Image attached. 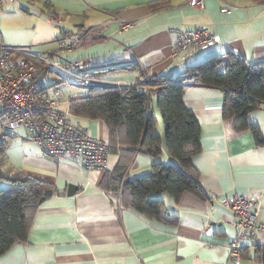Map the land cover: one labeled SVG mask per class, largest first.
I'll list each match as a JSON object with an SVG mask.
<instances>
[{"label":"crops","instance_id":"obj_1","mask_svg":"<svg viewBox=\"0 0 264 264\" xmlns=\"http://www.w3.org/2000/svg\"><path fill=\"white\" fill-rule=\"evenodd\" d=\"M34 1L42 5L44 14L60 16L69 31L100 27L105 37L76 49L72 60H91V70H115L99 76L107 86H130L145 76L179 79L188 66L225 52L249 64L264 61V3L253 0H203L204 8L199 10L187 4L188 0H168L156 9L151 8L152 0ZM226 6L231 8L228 14L220 10ZM35 16L40 29L52 30L53 24L44 16ZM115 18L133 25L118 35ZM108 20L113 22L105 27ZM198 26L217 34L220 44L174 56L173 31ZM120 43L129 51H124ZM48 50L41 52L55 58V49ZM184 85L182 102L200 128V151L193 156L192 164L204 200L189 193L181 194L178 200L155 194L153 198L163 201L170 223L144 218L125 207L119 217L117 196L105 194L100 187L103 172L79 169L73 162L53 161L41 155L32 142L11 135L6 152L0 153V172L4 176L19 172L48 182L53 192L37 207L27 241L15 243L1 254L0 264H234L228 260V242L236 235L235 218L221 202L234 194L257 193L256 221L264 223V105L248 112L247 129L237 130L234 116L223 117L221 90L188 82ZM59 101L60 112L67 114L61 94ZM154 112L161 138L158 160L172 164L160 112ZM250 127L257 130L260 143ZM104 128L100 120L85 124L88 135L98 140H105ZM10 146L19 158V168L8 175L2 167ZM118 158L119 152L108 156L107 171L115 169ZM154 161L148 155L135 154L128 177L148 173ZM0 179L3 190L7 183ZM240 245L246 251L239 264H264L255 258V247L264 248V231L254 240H241Z\"/></svg>","mask_w":264,"mask_h":264},{"label":"trees","instance_id":"obj_2","mask_svg":"<svg viewBox=\"0 0 264 264\" xmlns=\"http://www.w3.org/2000/svg\"><path fill=\"white\" fill-rule=\"evenodd\" d=\"M253 1L264 3V0ZM153 2L151 8L156 9L165 6L168 0ZM111 71L115 70H91L90 74L100 76ZM185 82L221 90L223 117L234 116L237 130L247 129L248 112L264 105V61L249 64L231 52L188 66L179 79L152 76L146 78L149 88L141 86L145 82L138 80L126 87L88 89L87 96L67 102L71 116L100 120L105 127L108 154L119 152L115 169L102 171L100 187L111 192L121 190V205L147 219L172 222L166 216L163 201L153 198L152 194H168L174 200L183 193L200 200L206 198L192 164L193 156L200 151V128L193 113L182 102ZM147 97L155 100L160 112L165 148L173 159L172 164L158 160L161 138L157 132V119L153 112L146 110ZM250 129L255 141L260 143L257 130ZM0 135V153H3L13 136ZM135 154L148 155L155 161L148 173L129 178L128 169ZM0 176L7 183V187L0 190L1 255L13 244L27 241L35 211L52 194L53 187L48 182L19 172L10 176L0 172ZM245 251L242 247L241 257ZM255 251V258L264 263V248L256 246Z\"/></svg>","mask_w":264,"mask_h":264},{"label":"built area","instance_id":"obj_3","mask_svg":"<svg viewBox=\"0 0 264 264\" xmlns=\"http://www.w3.org/2000/svg\"><path fill=\"white\" fill-rule=\"evenodd\" d=\"M187 4L198 10L204 8L203 0H188ZM220 10L227 14L231 12L228 6ZM46 22L55 24L58 29L56 46L64 51H72L80 42L96 35L97 31L94 26L69 31L61 25V20L52 16H48ZM112 22L108 20L105 25ZM114 22L120 33L132 25V22H122L118 18ZM173 37L174 56L220 42L218 35L206 27H181L174 31ZM90 65L89 61L83 59L61 63L50 54L31 47L4 45L0 38V130L32 142L41 155L53 161L73 162L79 169L105 170L107 145L70 123L66 114L58 108L60 86L90 88L98 85L94 78L88 76ZM104 193L117 196L116 212L123 209L121 190ZM259 199L257 193L234 194L221 202L235 218L233 225L236 235L228 242V260L234 264H239L242 259L240 241L254 240L259 232L264 231V223L256 221Z\"/></svg>","mask_w":264,"mask_h":264},{"label":"rangeland","instance_id":"obj_4","mask_svg":"<svg viewBox=\"0 0 264 264\" xmlns=\"http://www.w3.org/2000/svg\"><path fill=\"white\" fill-rule=\"evenodd\" d=\"M157 1H160V0H157ZM42 11H43L42 5L38 2H35V1L31 2L29 0H0V34H1L2 39H3L2 43L4 45H7V46L31 47L32 49L40 51V52L41 51L48 52L49 51L48 49L52 48V49H55L54 50L55 51V53H54L55 58H53L52 55H51V57L58 62L65 63L68 61H73L72 58L75 54L74 51L76 49H78L79 47H81L87 43H90L93 39L94 40H98V39L101 40L103 37H105L103 32L100 31V27L94 26L97 29L96 35L90 36L88 39L80 42V44L75 49H73L72 51L58 50L57 46H56V40H55L56 39L55 37H57V36H55V37L53 36L54 34L58 35V33H57L58 29L55 27V24L53 23L54 26L53 25L50 26L53 31L51 29H40V27H38V24L35 21L36 20L35 15L40 14V16H41L40 18H42L44 16L45 19H47L48 16H52L57 20H61V25H63V20L61 19L60 16H58L56 14H51V13H47V14L45 13L44 14ZM44 18H43V20H44ZM79 20H82V19H79ZM132 25H133V23H132ZM104 26L106 27L107 25L104 24ZM198 27H206V26H198ZM88 28H90V27H88ZM206 28H208V27H206ZM79 29H81V28H79ZM174 31H173V35H174ZM116 33L118 35L122 34L118 31H116ZM173 39H174V37H173ZM219 44H220V42H219ZM215 45H218V44H213L210 46H215ZM120 46L124 51H129V48H127L126 46H125L126 49H124L122 47L123 46L122 43H120ZM210 46H205V47H210ZM173 47H174V41H173ZM200 48H204V47H200ZM200 48H194V49H200ZM186 53L187 52H185L181 55H185ZM181 55H178V56H181ZM83 60H87L91 63V60H89V59H83ZM88 73H89L88 76L94 78L98 82V85L90 87V88H76V87H72V86L62 85V86H60V94L62 97V102L64 101L67 103L70 99L87 96L88 89H95V88L107 86V82L105 80H103L99 76H94V75L90 74V72H88ZM146 78L147 77L145 76V77H143V79H141L142 82H145V83H142L141 86H144L145 88H149L148 83H146ZM109 86H114V85H109ZM155 107L156 106L153 105V100L147 97V107H146L147 112H153V109H157ZM65 112L67 113L66 115H67V118H68L70 123L77 125L83 131H85V124L89 121L88 119L71 116L68 113V103L66 105ZM153 115H154V117L156 116L155 118H157V114L155 112ZM1 133H4V132H2L0 130V134ZM6 134H8V133H6ZM9 135H14V134H9ZM87 135H88V133H87ZM1 136L2 135H0V138H1ZM88 136L92 137L90 135H88ZM92 138H94V137H92ZM3 139H4V137H3ZM94 139H97V138H94ZM103 142L107 145V156H106V166H107V160H108V156H109L108 144L105 140H103ZM5 152H6V150H5ZM6 158H7V161L2 167V172L10 175L14 169L19 168L18 167L19 158H18L17 154L13 151L12 146H10L7 149V157ZM96 172H100V171H96ZM0 181H1V179H0ZM154 195L155 194H152L151 196L153 197ZM122 210L120 209L118 211L121 212ZM118 211L116 212L117 215L119 213ZM118 216L120 217V215H118Z\"/></svg>","mask_w":264,"mask_h":264}]
</instances>
